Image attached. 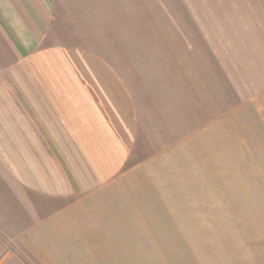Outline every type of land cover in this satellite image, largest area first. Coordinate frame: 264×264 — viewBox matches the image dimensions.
I'll return each instance as SVG.
<instances>
[{
	"label": "crops",
	"instance_id": "crops-1",
	"mask_svg": "<svg viewBox=\"0 0 264 264\" xmlns=\"http://www.w3.org/2000/svg\"><path fill=\"white\" fill-rule=\"evenodd\" d=\"M206 1L204 16V0H0V162L17 205L0 206V264L122 260L89 220L104 209L110 229L123 196L184 193L174 167L147 173L169 156L144 148L264 95V0Z\"/></svg>",
	"mask_w": 264,
	"mask_h": 264
},
{
	"label": "rangeland",
	"instance_id": "rangeland-1",
	"mask_svg": "<svg viewBox=\"0 0 264 264\" xmlns=\"http://www.w3.org/2000/svg\"><path fill=\"white\" fill-rule=\"evenodd\" d=\"M238 1L244 8L247 0ZM197 9L209 14L210 2L204 0ZM162 149L144 148L149 161L169 156L167 163H154L147 173L165 175V168L174 167L175 175L182 177L171 189L184 193L147 200L156 204L165 200L166 206H143L145 196L138 193L126 196L125 202L123 196L112 222L106 217L110 229L102 209L98 220H89L97 228H92L91 236H106V250L114 256L122 246L123 258H100L96 264H264V95L247 99L159 153ZM7 174L0 162V206H5V216L16 213L17 206L3 185ZM121 208L123 217L118 218ZM136 238H143L144 247L141 257L133 260ZM96 246L102 247L101 241Z\"/></svg>",
	"mask_w": 264,
	"mask_h": 264
}]
</instances>
